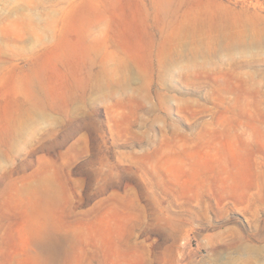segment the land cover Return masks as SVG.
Instances as JSON below:
<instances>
[{
    "label": "rangeland",
    "instance_id": "rangeland-1",
    "mask_svg": "<svg viewBox=\"0 0 264 264\" xmlns=\"http://www.w3.org/2000/svg\"><path fill=\"white\" fill-rule=\"evenodd\" d=\"M0 264H264V0H0Z\"/></svg>",
    "mask_w": 264,
    "mask_h": 264
}]
</instances>
